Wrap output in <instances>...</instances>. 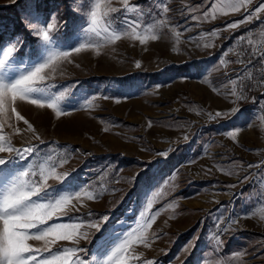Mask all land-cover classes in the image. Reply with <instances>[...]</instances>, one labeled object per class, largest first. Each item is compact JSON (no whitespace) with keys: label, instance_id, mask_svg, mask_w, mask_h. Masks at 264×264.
I'll use <instances>...</instances> for the list:
<instances>
[{"label":"rangeland","instance_id":"obj_1","mask_svg":"<svg viewBox=\"0 0 264 264\" xmlns=\"http://www.w3.org/2000/svg\"><path fill=\"white\" fill-rule=\"evenodd\" d=\"M132 2L145 6V24L160 18L150 17L147 11L152 0ZM167 3L169 27L158 29L157 40L149 38L140 44L125 37L109 42L102 24L100 36L83 31L88 27L91 0H0V38L5 49L13 45L17 49L0 73L19 75L48 47L70 52L42 71L45 79L35 82L56 97L57 107L66 106L68 114L57 117L52 108L29 100L11 105L33 124L45 143L32 139L31 133L16 135L7 127L26 128L8 104L0 110V124L5 125L0 134L11 136L18 148L29 142L38 148L26 161H15L17 172L29 163L37 172L40 165H53L56 174L47 179L51 189L84 187L103 193L94 200L82 196L84 206L79 213H70L110 217L100 232L80 227L92 241L79 244L88 249L89 261L100 258L105 248L110 253L124 235L143 227L149 246L134 238L127 264H264V113L238 104L236 115L213 118L216 112H230L237 106L230 95L228 70L220 63L226 62L220 48L248 22L236 29H226V25L253 14L264 0H251L239 12L230 10L229 0ZM113 6L122 5L114 0ZM188 8L195 11L190 13ZM53 13L61 27L53 45L45 46L29 25ZM18 37L22 44H16ZM85 40L93 46L71 50ZM230 131H236V140L227 135ZM162 152L167 155H158ZM64 157L68 162L61 166L59 160ZM249 164L259 166L248 168ZM65 173L63 179L56 178ZM153 214L155 220H148ZM230 217L241 219L221 235L222 244L217 245L218 225L227 227ZM61 219L69 229L76 227ZM53 222L60 220L48 221ZM27 243L40 250L37 260L47 255L46 247L54 251L76 246L59 240L46 244L30 239Z\"/></svg>","mask_w":264,"mask_h":264},{"label":"snow or ice","instance_id":"obj_2","mask_svg":"<svg viewBox=\"0 0 264 264\" xmlns=\"http://www.w3.org/2000/svg\"><path fill=\"white\" fill-rule=\"evenodd\" d=\"M75 3V0H73ZM121 7L113 6L114 0H91V6L87 13L88 27L83 29L85 32H93L96 36L101 35L100 25H103L102 32L109 42L119 41L122 37L132 40H138L140 44H144L149 38L151 40L158 39V29L161 27H169L167 14L171 11L167 0H152L147 7V11L151 16L160 17L153 20L151 24H145L143 17L145 15V6L141 3H133L132 0H119ZM251 0H229L228 7L232 12H239L241 8H245L250 4ZM76 9H74L75 11ZM190 13L195 9H186ZM264 10V3L255 9L253 14L247 15L244 19L229 23L226 29H236L239 25L250 22L253 15ZM203 18L207 20L209 13L205 11ZM212 18H215L214 16ZM258 18V16H257ZM193 20H199L197 16H191ZM33 34L41 41L42 45H53L56 37L55 33L60 30V23L57 16L53 13L47 19L39 21V24H30ZM143 30L144 35H141ZM216 35L215 32L210 33ZM244 39V38H241ZM22 38L16 39V44H22ZM93 46L90 41H83L79 47H71L72 51L79 52L85 46ZM16 46L4 48V41L0 38V69H6L9 60L16 51ZM175 50V49H174ZM69 51L54 50L48 47L46 54L42 55L36 63H33L25 71L19 75L8 76L6 73H0V110L5 104L11 108V112L15 113L16 120L23 121L26 128L15 127L8 124L7 127L13 129L14 134L23 135L31 133L32 139L44 144L45 141L37 129L24 118L15 107H11L17 100H29L31 104L38 105L43 108L45 105L55 111L57 117L68 114V108L64 105L57 107L54 103L56 97L47 94L43 88L35 86L36 80H43L45 77L41 75L42 71L48 68L58 57H68ZM237 63L244 64V60L238 59ZM259 62L264 65V51L253 49L250 53L248 64ZM221 65L225 61L220 62ZM136 66L140 67V62H136ZM54 70V69H53ZM247 79H252L251 71L247 70ZM264 71V69H262ZM244 75H238L236 79L230 80L233 85L230 95L235 99L230 112H216L213 118L221 116L231 117L239 113L238 104L240 101L247 100L248 97L244 91L243 80ZM264 85V80L259 81ZM239 84V88L236 85ZM109 99L108 96L103 97ZM119 102V101H117ZM255 102V100H253ZM4 124H0V132L4 128ZM151 127V121H149ZM238 131V130H237ZM233 140H236V131H230L227 134ZM187 139V137H185ZM38 151L36 145L29 142L27 146L16 147L11 136L6 137L0 134V264H127V253L131 244L135 242L149 246L147 236L143 227L134 229L132 232L124 235V238L114 248L109 251L107 248L101 252L100 258H94L92 261L86 259L88 249L80 247V241L85 240L91 243L89 233L81 231V225L87 228H95L97 232L101 231V224L109 221L108 215L96 217L94 213L88 212L84 216L70 215V213H79L80 207H83L82 196H86L88 200L99 199L102 192L87 191L84 187L79 190L69 191L61 187L59 189H51L47 185L49 176L55 175V166L49 165L47 168L43 165L38 166L39 172L32 171L34 165L29 163L24 170H15V161L17 159L26 161L30 156ZM8 153L7 156L3 155ZM160 156H166L167 153H159ZM68 162V158L64 157L59 160L62 166ZM259 165L249 164L248 168L258 167ZM39 175L40 181L30 179ZM67 173L57 176V179H63ZM135 179V177H133ZM249 179L248 175L243 177L244 181ZM71 188L72 185L69 184ZM89 188L91 186H88ZM236 187V185H230ZM76 203H73V201ZM152 201L148 202L147 207L151 208ZM143 216V213L141 214ZM57 218L60 222H53ZM61 218H66L70 223L76 225L75 228L69 229L68 224L64 223ZM246 218V217H245ZM241 217L229 218L227 227L218 225V232L214 235L217 245L222 244L221 235L237 225ZM148 220H155V214L148 217ZM148 220L145 224L150 227ZM223 223V222H221ZM139 233V235H137ZM50 234L51 241L48 240ZM45 241L46 244H55L59 241H70L75 247H57L54 251L46 247L44 251L46 256H41L37 260L36 256L40 253L39 249H33L27 243L28 240ZM119 239V238H118ZM70 254V255H69ZM83 254V255H81ZM241 255V254H237ZM139 259V257H133ZM143 264H153L152 261H144Z\"/></svg>","mask_w":264,"mask_h":264},{"label":"built area","instance_id":"obj_3","mask_svg":"<svg viewBox=\"0 0 264 264\" xmlns=\"http://www.w3.org/2000/svg\"><path fill=\"white\" fill-rule=\"evenodd\" d=\"M257 16L235 30L227 47L223 50L222 56L230 63L231 68L228 72L232 80L241 74L245 77L243 84L248 99L243 100V102H246L250 108L258 109L261 113H264V85L258 83L264 80V71H262L264 65L259 62L247 63L254 48L258 51H264V11ZM238 59L244 60V64L237 63ZM246 69L252 73L251 80L247 79ZM236 87L239 88V84Z\"/></svg>","mask_w":264,"mask_h":264},{"label":"crops","instance_id":"obj_4","mask_svg":"<svg viewBox=\"0 0 264 264\" xmlns=\"http://www.w3.org/2000/svg\"><path fill=\"white\" fill-rule=\"evenodd\" d=\"M224 65H225V67H226V69L229 71V68H231V66H230V63H228L227 64V61L224 63ZM228 75H229V72H228ZM230 76V80H232L231 79V75H229ZM234 98V97H233ZM235 99V98H234ZM239 107H241V108H250V106L249 105H247V103L246 102H243V101H240L239 102ZM251 109H253V108H251Z\"/></svg>","mask_w":264,"mask_h":264},{"label":"trees","instance_id":"obj_5","mask_svg":"<svg viewBox=\"0 0 264 264\" xmlns=\"http://www.w3.org/2000/svg\"><path fill=\"white\" fill-rule=\"evenodd\" d=\"M227 45H228V43H227ZM227 45L222 46L220 49H221V50H222V49L224 50V49L227 47ZM223 50H222V51H223Z\"/></svg>","mask_w":264,"mask_h":264},{"label":"bare ground","instance_id":"obj_6","mask_svg":"<svg viewBox=\"0 0 264 264\" xmlns=\"http://www.w3.org/2000/svg\"><path fill=\"white\" fill-rule=\"evenodd\" d=\"M200 175V174H199Z\"/></svg>","mask_w":264,"mask_h":264}]
</instances>
